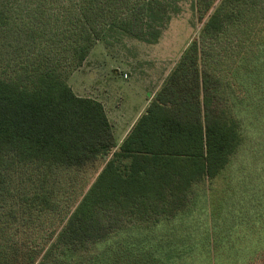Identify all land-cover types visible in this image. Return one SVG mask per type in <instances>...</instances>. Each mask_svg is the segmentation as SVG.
Segmentation results:
<instances>
[{"label": "trees", "instance_id": "16d2710c", "mask_svg": "<svg viewBox=\"0 0 264 264\" xmlns=\"http://www.w3.org/2000/svg\"><path fill=\"white\" fill-rule=\"evenodd\" d=\"M186 3L200 33L117 147L68 79L99 42L157 44ZM261 65L264 0H0V264H264V238L225 262L230 242L147 235L233 168Z\"/></svg>", "mask_w": 264, "mask_h": 264}, {"label": "rangeland", "instance_id": "374dc122", "mask_svg": "<svg viewBox=\"0 0 264 264\" xmlns=\"http://www.w3.org/2000/svg\"><path fill=\"white\" fill-rule=\"evenodd\" d=\"M203 23L186 3L182 13L173 18L155 45L131 39L113 46L99 42L90 52L86 64L69 77L68 84L80 97L109 101L113 107L109 112L126 109L124 113L133 114L160 89L185 49L198 37ZM263 71L261 65L258 73L249 81L245 80L251 91L245 117H249L246 119L256 131L264 130ZM246 119L240 116L244 122V139L233 168L228 172L230 177L225 173L213 187L205 183L195 188L193 197L198 201L191 212L180 216L174 223L164 224L157 232H148V236L153 234L160 241L166 237L171 244L185 243L186 238L198 240L194 245L199 242L203 248L206 243L216 244L220 256V250L225 248L224 242H230L233 253L219 260L225 262L234 259L235 254L240 256L241 250L253 248L264 238V144L258 143L259 134L248 129ZM102 164L98 162L95 169H100ZM93 171L89 172L91 175L88 173L89 179L96 175ZM143 238L144 234L140 239Z\"/></svg>", "mask_w": 264, "mask_h": 264}, {"label": "crops", "instance_id": "0c3cea01", "mask_svg": "<svg viewBox=\"0 0 264 264\" xmlns=\"http://www.w3.org/2000/svg\"><path fill=\"white\" fill-rule=\"evenodd\" d=\"M89 57L87 60H89ZM155 93L156 92L152 93V96ZM88 98H93V97H88ZM93 99L98 100L104 105L108 119L112 125L113 135L115 138L116 145L117 147H119L124 141V139L128 136L133 126L136 124L137 120L146 112V108L148 107L151 98H148L145 105H142L141 108H139L135 113L133 114L131 113L130 115L124 113L126 112L125 108H124L125 110H123L124 112L123 111L120 112V110L118 109L115 110V113L109 112V109H113L109 101L102 98H93Z\"/></svg>", "mask_w": 264, "mask_h": 264}]
</instances>
